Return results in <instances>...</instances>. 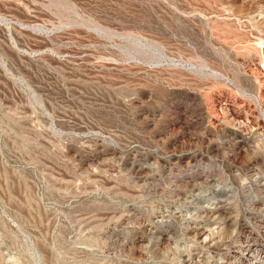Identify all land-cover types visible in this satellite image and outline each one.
Returning a JSON list of instances; mask_svg holds the SVG:
<instances>
[{"label": "rangeland", "instance_id": "374dc122", "mask_svg": "<svg viewBox=\"0 0 264 264\" xmlns=\"http://www.w3.org/2000/svg\"><path fill=\"white\" fill-rule=\"evenodd\" d=\"M247 263L264 0H0V264Z\"/></svg>", "mask_w": 264, "mask_h": 264}, {"label": "bare ground", "instance_id": "6f19581e", "mask_svg": "<svg viewBox=\"0 0 264 264\" xmlns=\"http://www.w3.org/2000/svg\"><path fill=\"white\" fill-rule=\"evenodd\" d=\"M253 246H254V245H253ZM255 253H256V252H255ZM243 254H244V253H243ZM246 257H247V256H246ZM252 258H253V257H252ZM236 259H237V258H236ZM249 259H250V258H249ZM239 261H240V260H239ZM250 262H251V261H250ZM252 262H253V261H252ZM248 263H249V262H248ZM248 263H247V264H248ZM250 264H252V263H250Z\"/></svg>", "mask_w": 264, "mask_h": 264}]
</instances>
